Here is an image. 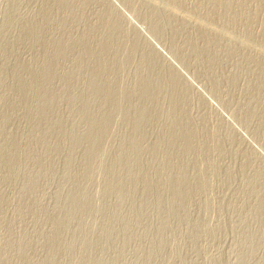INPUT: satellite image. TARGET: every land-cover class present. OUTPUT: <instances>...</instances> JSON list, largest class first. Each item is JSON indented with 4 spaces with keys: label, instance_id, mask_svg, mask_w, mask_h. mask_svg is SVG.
I'll return each mask as SVG.
<instances>
[{
    "label": "rangeland",
    "instance_id": "rangeland-1",
    "mask_svg": "<svg viewBox=\"0 0 264 264\" xmlns=\"http://www.w3.org/2000/svg\"><path fill=\"white\" fill-rule=\"evenodd\" d=\"M0 264H264V0H0Z\"/></svg>",
    "mask_w": 264,
    "mask_h": 264
},
{
    "label": "bare ground",
    "instance_id": "bare-ground-1",
    "mask_svg": "<svg viewBox=\"0 0 264 264\" xmlns=\"http://www.w3.org/2000/svg\"><path fill=\"white\" fill-rule=\"evenodd\" d=\"M140 1V0H139ZM145 2V1H144ZM111 9V8H110ZM113 10V9H112ZM124 20V18H120L119 19V22H118V24H117V26L118 25H120L121 24V21H123ZM124 23V22H123ZM164 23H166V22H164ZM104 27H105V24H102ZM108 25V24H107ZM103 26H100V27H102V29H104V27ZM160 26V25H159ZM163 26V25H162ZM98 28H99V26H98ZM109 28V27H108ZM127 28L130 30V33H131V35H133V38H134V40L136 39V37H137V35L139 36V34L137 33V31H136V29H134L132 26H127ZM157 29H156V26H155V31H156ZM161 30V29H160ZM126 33H128V32H126ZM123 36V35H122ZM124 36H126V34L124 35ZM132 37V36H131ZM110 39V38H109ZM108 38L106 39V42H107V40H109ZM117 39H119V38H117ZM112 40H113V42L114 41H116V40H114L113 38H112ZM111 40V41H112ZM131 40H133L132 38H131ZM130 39H127V38H125V37H123V38H121V42H120V44L122 43H126L127 45H128V43L127 42H130L131 41ZM139 40V39H138ZM104 41V40H103ZM110 41V40H109ZM120 41V40H119ZM82 42H84V41H82ZM105 42V41H104ZM112 42H109V43H107L106 45L107 46H111L112 44H111ZM79 44H81V43H79ZM87 44V43H86ZM111 44V45H110ZM125 44V45H126ZM130 44V43H129ZM61 45H63V47H64V44H61ZM125 45H124V47H125ZM137 45V44H136ZM135 45V49H134V51H136V50H140V48H139V46H140V44L138 45V46H136ZM121 46V45H120ZM85 48V47H84ZM155 47H152L151 46V56H150V60H149V63H147L151 68H158V67H160V65L162 64V55H161V53L160 52H158L156 49H154ZM64 49V48H58V50H59V52L61 51L62 52V54L61 55H64L63 53L65 52V50H64V52L62 51V50ZM119 50V49H118ZM90 51V50H89ZM133 52V51H132ZM143 52V51H142ZM146 52V51H145ZM66 54V53H65ZM60 55V56H61ZM123 57V56H122ZM149 58V57H148ZM123 59V58H122ZM164 63V62H163ZM165 64V63H164ZM83 65V64H82ZM144 66H145V64H144ZM162 67V66H161ZM161 67H160V69H161ZM166 68V67H165ZM168 69V72H167V77H169V81L171 82L172 80H174V79H179V80H181V82H183V84L185 83L184 81H186V80H184L183 78H182V76H181V74L179 73V72H177L175 69H174V66H171V65H169V67H167ZM148 72V71H147ZM94 74H98L99 76H100V72H94ZM93 74V75H94ZM148 74V73H147ZM97 75V76H98ZM98 76V77H99ZM160 76V75H159ZM71 77V76H70ZM95 77H96V75H95ZM148 77V76H147ZM164 77V76H163ZM73 78V77H72ZM108 79V78H107ZM144 79H145V76H144ZM143 79V80H144ZM170 79H172V80H170ZM106 80V79H105ZM98 81H100V80H98ZM145 81V80H144ZM169 81H167V82H169ZM109 83H111V85L109 84ZM167 84V83H166ZM165 84V85H166ZM170 84V83H169ZM182 84V83H181ZM97 85V84H96ZM168 85V84H167ZM185 85H187V84H185ZM172 86V85H171ZM179 86V85H178ZM178 86H176L177 88H179ZM183 86V85H182ZM169 87V86H168ZM177 88H175V86H173V87H171V89L170 90H168V91H170L171 92V94L173 93V92H178V91H175ZM184 88V87H183ZM142 90H148V84L147 83H143L142 82V88H141ZM115 86H114V84L112 83V82H110V81H106V82H101L100 81V83H99V85L97 86V87H95V92L97 93V94H101V95H105L106 96V98L109 100L108 102H110L111 103V110L109 111V113L106 115V119H105V117L103 118L104 119V122L106 123V125L107 126H109V123H110V121H111V119H110V116H111V112L112 111H114L113 109L114 108H121L122 106V99H125L126 98V91L125 90H123V88H122V90L119 92V100H118V97L116 96V92H115ZM118 90H120V89H118ZM168 94H169V92H168ZM174 94V93H173ZM115 96V97H114ZM125 97V98H124ZM180 106L178 105V104H174V109L176 110H178V108H179ZM88 110V109H87ZM87 110H84L83 111V113L85 112V111H87ZM116 110V109H115ZM120 111V110H119ZM88 112V111H87ZM87 112H85V113H87ZM88 114V113H87ZM88 116V115H87ZM105 116V115H104ZM86 117V116H85ZM89 117V116H88ZM87 117V118H88ZM92 118V117H91ZM102 119H100V120H98L99 121V125L101 126V124H103L101 127H102V129H103V127L105 126L104 125V123H101V122H103V121H101ZM137 124V123H136ZM105 129V128H104ZM189 129V128H188ZM98 129H96V130H94L93 132H91L90 133V135H88L89 136V138L90 137H92V136H96L97 137V134H99V131H97ZM99 130H101V129H99ZM103 132V131H102ZM188 133H189V135H191V136H193V134L195 133V130L193 129V128H190L188 131H187ZM101 134V133H100ZM99 134V135H100ZM187 134V133H186ZM102 135V134H101ZM100 135V137H102ZM97 139V138H96Z\"/></svg>",
    "mask_w": 264,
    "mask_h": 264
}]
</instances>
